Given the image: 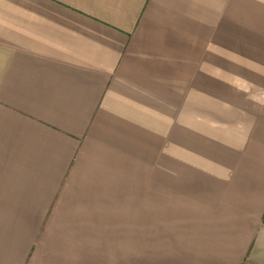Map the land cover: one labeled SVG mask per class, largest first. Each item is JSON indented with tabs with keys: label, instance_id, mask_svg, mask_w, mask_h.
I'll return each mask as SVG.
<instances>
[{
	"label": "crops",
	"instance_id": "0c3cea01",
	"mask_svg": "<svg viewBox=\"0 0 264 264\" xmlns=\"http://www.w3.org/2000/svg\"><path fill=\"white\" fill-rule=\"evenodd\" d=\"M0 264H264V0H0Z\"/></svg>",
	"mask_w": 264,
	"mask_h": 264
}]
</instances>
